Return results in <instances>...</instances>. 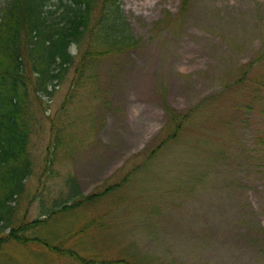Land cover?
I'll list each match as a JSON object with an SVG mask.
<instances>
[{
	"label": "rangeland",
	"instance_id": "rangeland-1",
	"mask_svg": "<svg viewBox=\"0 0 264 264\" xmlns=\"http://www.w3.org/2000/svg\"><path fill=\"white\" fill-rule=\"evenodd\" d=\"M181 1L120 0L136 44L55 87L19 206L31 221L81 202L29 236L94 259L264 264V0H190L179 16ZM166 108L186 113L175 135ZM46 119L64 138L45 162ZM0 264L79 263L7 242Z\"/></svg>",
	"mask_w": 264,
	"mask_h": 264
},
{
	"label": "trees",
	"instance_id": "trees-1",
	"mask_svg": "<svg viewBox=\"0 0 264 264\" xmlns=\"http://www.w3.org/2000/svg\"><path fill=\"white\" fill-rule=\"evenodd\" d=\"M189 4L190 0L181 1L179 16ZM135 44L120 0H0V248L7 242L36 243L79 264H140L83 257L73 249L27 234L51 215L74 208L79 200L55 203L59 208L47 210L43 214L46 219L31 221L25 220L26 212L19 206L26 192L25 182L34 172L33 138L46 128V103L55 87L68 80L74 91L83 82H91L104 55ZM263 56L259 54L254 62ZM166 111L175 124V135L186 113ZM47 122L50 144L45 146V162L50 154L59 156L57 149L64 138L58 123ZM258 139L263 146L257 151L260 160L264 140ZM89 199L91 195L84 197Z\"/></svg>",
	"mask_w": 264,
	"mask_h": 264
}]
</instances>
